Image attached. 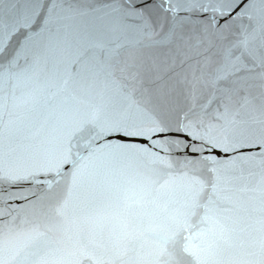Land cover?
<instances>
[{"label": "snow or ice", "instance_id": "6c2138e0", "mask_svg": "<svg viewBox=\"0 0 264 264\" xmlns=\"http://www.w3.org/2000/svg\"><path fill=\"white\" fill-rule=\"evenodd\" d=\"M0 192V264H264V0H0Z\"/></svg>", "mask_w": 264, "mask_h": 264}, {"label": "water", "instance_id": "95a60500", "mask_svg": "<svg viewBox=\"0 0 264 264\" xmlns=\"http://www.w3.org/2000/svg\"><path fill=\"white\" fill-rule=\"evenodd\" d=\"M242 7V5H241ZM236 11H239V8L236 9ZM233 15H235V13H233ZM128 23H134L133 21H128ZM32 85L29 83H24L20 86V92L22 93H27L28 91H30ZM25 188L30 187L29 185H24ZM12 192H17V194L19 196H24L26 193L22 192V191H18L16 188H12L11 189ZM8 205H11L13 208L17 207V206H23L24 205V201L22 199H16V200H9L7 201ZM6 208V204H5V200L3 198L2 192H0V211L5 210ZM13 215H15V212L12 213ZM4 219H8V217H0V221L4 220Z\"/></svg>", "mask_w": 264, "mask_h": 264}]
</instances>
